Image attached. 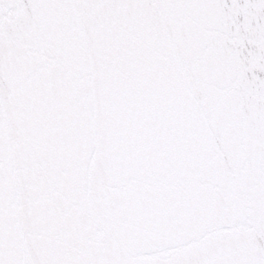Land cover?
I'll return each instance as SVG.
<instances>
[{
    "label": "snow or ice",
    "instance_id": "snow-or-ice-1",
    "mask_svg": "<svg viewBox=\"0 0 264 264\" xmlns=\"http://www.w3.org/2000/svg\"><path fill=\"white\" fill-rule=\"evenodd\" d=\"M0 264H264V0H0Z\"/></svg>",
    "mask_w": 264,
    "mask_h": 264
}]
</instances>
